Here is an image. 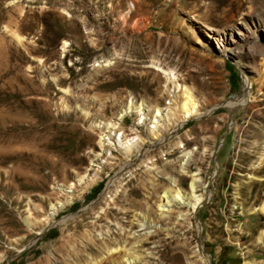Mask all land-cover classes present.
<instances>
[{
    "label": "rangeland",
    "instance_id": "374dc122",
    "mask_svg": "<svg viewBox=\"0 0 264 264\" xmlns=\"http://www.w3.org/2000/svg\"><path fill=\"white\" fill-rule=\"evenodd\" d=\"M262 208L264 0H0V264H264Z\"/></svg>",
    "mask_w": 264,
    "mask_h": 264
},
{
    "label": "bare ground",
    "instance_id": "6f19581e",
    "mask_svg": "<svg viewBox=\"0 0 264 264\" xmlns=\"http://www.w3.org/2000/svg\"><path fill=\"white\" fill-rule=\"evenodd\" d=\"M66 48V43L64 44V46ZM244 92L245 94H248L249 91V85L247 83V81L244 83ZM184 97H182L181 101H180V110L183 116V120H186L188 118H191L195 115H198L199 111L198 108L196 106V103L194 102V100L192 99V96L189 92L185 91L183 94ZM241 102L243 103L244 100L242 99ZM136 112V110L133 107H128L126 110V113H132V112ZM9 118V117H6ZM152 132V130H150ZM115 145L117 144L118 147H121L125 150V153H128L131 150V145L128 141H123L119 136L116 138V142L114 143ZM193 186V185H192ZM172 198V197H171ZM176 197H173L172 199H175ZM202 200L198 199L196 200L197 203H200ZM196 203V204H197ZM196 204H192L191 208L192 210L196 209ZM62 205V204H61ZM264 209V208H262ZM41 232H38L37 235H40ZM174 261H178V257H173ZM129 261V260H127ZM131 262L129 261V264ZM244 264H252L249 262H245Z\"/></svg>",
    "mask_w": 264,
    "mask_h": 264
},
{
    "label": "water",
    "instance_id": "95a60500",
    "mask_svg": "<svg viewBox=\"0 0 264 264\" xmlns=\"http://www.w3.org/2000/svg\"><path fill=\"white\" fill-rule=\"evenodd\" d=\"M209 258H210V256H209Z\"/></svg>",
    "mask_w": 264,
    "mask_h": 264
}]
</instances>
